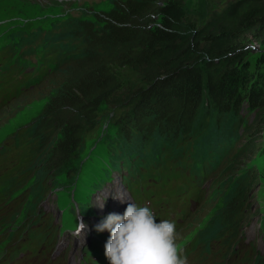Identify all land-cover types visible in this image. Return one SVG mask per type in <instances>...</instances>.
<instances>
[{"label": "trees", "instance_id": "16d2710c", "mask_svg": "<svg viewBox=\"0 0 264 264\" xmlns=\"http://www.w3.org/2000/svg\"><path fill=\"white\" fill-rule=\"evenodd\" d=\"M96 20L98 26L65 21L53 33L7 27V38L19 43L15 52L27 46L34 58L29 81L35 88L24 97H36L48 83L59 81L34 127L40 131L30 170L38 186L48 189L51 179L75 174L84 135L114 98L121 150L111 166L128 159L146 179L178 158L190 160L191 173L211 176V200L204 210L227 193L198 236L206 257L212 241L224 243L222 264L233 262L239 229L253 214L249 188L258 175L244 166L237 169L238 177L225 175L222 165L240 138L237 152H250L260 130V124L245 123L248 132L240 135L244 109L264 112V50L254 61L247 59L248 38L260 43L264 36V0H233L201 24L187 19L182 0H114L112 9ZM125 84L127 90L121 91ZM260 180L263 208L257 221L264 233V174ZM223 181L227 185L220 190ZM5 183L3 175L0 187ZM39 192L25 211L40 210ZM84 207L86 217L94 215ZM252 264H264V255L257 254Z\"/></svg>", "mask_w": 264, "mask_h": 264}, {"label": "rangeland", "instance_id": "374dc122", "mask_svg": "<svg viewBox=\"0 0 264 264\" xmlns=\"http://www.w3.org/2000/svg\"><path fill=\"white\" fill-rule=\"evenodd\" d=\"M114 0H0V19L7 20L11 26H15L20 30H40L42 33H53L60 30V26L65 21H88L94 25L97 23L96 17H102V13L110 11L113 7ZM125 1V0H118ZM186 17L191 22L201 24L214 11H220L224 6L233 0H182ZM50 24L47 28L45 25ZM253 36L249 37L247 48L250 53L247 56L249 61H254L264 50V36L262 42L254 41ZM59 81H52L41 89L36 97H22L18 101L11 103V108H6L0 113V145L7 137L12 136L19 131H28L31 139L38 136L40 128L36 126L38 120L43 114L46 105L49 104L51 98L57 91ZM127 90L126 84L121 91ZM114 98L103 105L98 113L97 125L84 135L79 159L74 169L75 174L70 178L64 177L63 174L51 179L48 189H42L38 186V177L36 173H32L24 189L28 191L29 200H36L34 196L37 191L42 192L41 206L45 211L52 213L56 219H61L62 223L76 218L77 223L85 225L81 233L76 235L73 232L64 231L63 240L69 242L71 250L79 251L80 247L85 244L86 237L90 234L92 227L98 222L97 216L100 215L101 197L109 193V190L115 189L118 180L114 177L110 184L104 185L95 194L93 186L96 184H104V176L101 175L105 165L112 164L117 158L118 152L121 150L117 143L116 127L114 114L118 112L117 106L113 103ZM246 107V106H245ZM244 122L242 123L240 135H246L245 123L250 126L260 124L259 132L255 138L254 146L248 153L239 154L240 145L243 140L240 138L235 151L225 160L222 165L226 169L225 175H237V169L241 167H249L255 169L257 178L253 185L249 188L248 202L253 212L251 219H246L239 229V239L241 242L236 246L235 252L231 254L235 260L231 264H252L257 254L264 255V233L260 231L257 216L263 208L262 198V180L260 178L264 174V112L257 114L248 110H243ZM116 117V116H115ZM262 121V122H261ZM34 129L33 132L31 130ZM244 137V136H243ZM242 137V138H243ZM260 175V178H259ZM223 181L221 188L226 186ZM39 192V196L41 195ZM223 196L211 203L196 215L194 218V229L202 228L204 223L208 221L223 204ZM38 200V199H37ZM84 205L95 213L94 217H86L82 209ZM85 208V207H84ZM253 217V218H252ZM21 216L18 217V221ZM75 221V219H73ZM192 221V222H193ZM74 224V222H73ZM70 230H72V225ZM74 224V225H75ZM86 230V233H84ZM215 230L211 229L210 233ZM89 234H88V233ZM210 234L205 237L209 240ZM182 243V242H181ZM179 243V244H181ZM224 243H211L212 250L218 255V262L222 264V255L224 254Z\"/></svg>", "mask_w": 264, "mask_h": 264}, {"label": "clouds", "instance_id": "9594fccd", "mask_svg": "<svg viewBox=\"0 0 264 264\" xmlns=\"http://www.w3.org/2000/svg\"><path fill=\"white\" fill-rule=\"evenodd\" d=\"M114 198L121 203L127 201L123 197ZM84 227L83 223L77 224L76 235L79 236ZM96 231L110 233L105 244L109 264H188L177 243L181 236L175 223L166 219L157 223L147 206L129 203L122 215L109 214L96 226Z\"/></svg>", "mask_w": 264, "mask_h": 264}, {"label": "bare ground", "instance_id": "6f19581e", "mask_svg": "<svg viewBox=\"0 0 264 264\" xmlns=\"http://www.w3.org/2000/svg\"><path fill=\"white\" fill-rule=\"evenodd\" d=\"M139 146V145H138ZM138 148V147H137ZM139 149V148H138ZM136 156V155H135ZM129 157V156H128ZM124 159V158H123ZM121 163V162H120ZM122 163H123V161H122Z\"/></svg>", "mask_w": 264, "mask_h": 264}]
</instances>
